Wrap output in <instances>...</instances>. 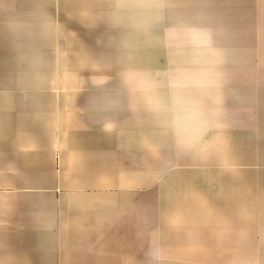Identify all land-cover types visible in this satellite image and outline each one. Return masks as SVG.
<instances>
[{"label": "crops", "instance_id": "1", "mask_svg": "<svg viewBox=\"0 0 264 264\" xmlns=\"http://www.w3.org/2000/svg\"><path fill=\"white\" fill-rule=\"evenodd\" d=\"M217 258L264 264V0H0V264Z\"/></svg>", "mask_w": 264, "mask_h": 264}, {"label": "rangeland", "instance_id": "2", "mask_svg": "<svg viewBox=\"0 0 264 264\" xmlns=\"http://www.w3.org/2000/svg\"><path fill=\"white\" fill-rule=\"evenodd\" d=\"M223 259H225V258H217V262L219 263V264H222V260ZM225 260H228V259H225ZM229 260H233L232 262H236L235 260H236V258L235 257H233L232 259H231V257L229 258ZM215 262V261H214ZM221 262V263H220ZM224 264H226V261H225V263Z\"/></svg>", "mask_w": 264, "mask_h": 264}]
</instances>
